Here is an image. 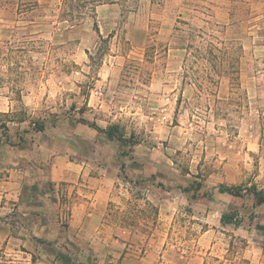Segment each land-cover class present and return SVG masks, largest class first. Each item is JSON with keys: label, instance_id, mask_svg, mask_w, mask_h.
Returning a JSON list of instances; mask_svg holds the SVG:
<instances>
[{"label": "rangeland", "instance_id": "obj_1", "mask_svg": "<svg viewBox=\"0 0 264 264\" xmlns=\"http://www.w3.org/2000/svg\"><path fill=\"white\" fill-rule=\"evenodd\" d=\"M62 7L64 0H39L20 15L0 10V130L81 117L117 124L127 139L113 141L122 166L140 149L158 176L152 194L143 188L149 176L142 189L115 191L111 209L137 232L135 242L164 264L195 256L207 264L262 260L264 212L251 195L228 197L218 186L225 163H257L264 147V0L145 1L131 10L102 4L94 17L73 22L60 18ZM179 19L208 26L214 41L232 46L235 65L227 68L235 73L214 82L198 56L186 59L175 36ZM153 44L156 54L147 55ZM223 213L237 214L239 224H222Z\"/></svg>", "mask_w": 264, "mask_h": 264}, {"label": "crops", "instance_id": "obj_2", "mask_svg": "<svg viewBox=\"0 0 264 264\" xmlns=\"http://www.w3.org/2000/svg\"><path fill=\"white\" fill-rule=\"evenodd\" d=\"M25 124L9 122L7 132L0 130V264H164L132 239L137 232L118 222L111 209L117 189H142L145 176L153 179L143 188H150L151 194L157 189L158 176L143 152L137 149V158L123 167L113 144L117 139L80 120L43 129L34 128L31 121ZM257 159L225 163L220 184L254 185L264 191V147L257 148ZM123 171L130 173L128 178ZM221 194L251 195L257 212H264V204H255L252 193ZM261 252L264 256V245ZM250 260L264 264V257ZM187 264L207 261L195 256Z\"/></svg>", "mask_w": 264, "mask_h": 264}, {"label": "trees", "instance_id": "obj_3", "mask_svg": "<svg viewBox=\"0 0 264 264\" xmlns=\"http://www.w3.org/2000/svg\"><path fill=\"white\" fill-rule=\"evenodd\" d=\"M145 1H150L152 5L160 6L163 0H64L65 7H62L59 16L62 20L75 21L76 18L90 16L94 17L96 9L102 4H122L123 7L131 10L140 7ZM39 0H0V10H14L16 13L23 14L34 8L38 7ZM208 27V26H207ZM206 26L197 27L190 21L182 19L177 20L175 28V36L178 43L182 44V48L186 51V59L190 55H196L200 59L201 69L205 72V76L211 78L214 82H219L224 74L235 73V71L229 70L227 67L235 65L232 61L231 53L234 52L233 47H229L227 43L219 37L216 41L215 35L208 30ZM229 44V43H228ZM147 55L150 56L156 54V44L148 48ZM185 59V60H186ZM207 62V64H205ZM232 62V63H231ZM209 66V71L207 67ZM210 76V77H209ZM80 122L88 124L90 127L97 129L100 132H104L111 140L117 139L121 142H127L126 137L120 131L119 125L112 124L107 128H102L95 122L88 121L85 118H80ZM43 129V128H39ZM201 185L195 188L198 191ZM190 190V188H186ZM218 190L221 193H229L234 196H244L245 192L252 193L255 196V204H264V191H257L256 186H228L220 184ZM239 219L235 213H223L221 216L222 224H239Z\"/></svg>", "mask_w": 264, "mask_h": 264}]
</instances>
